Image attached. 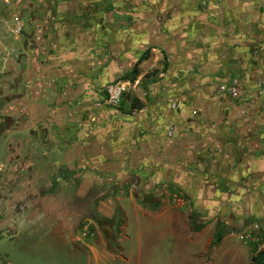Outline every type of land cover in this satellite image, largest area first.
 Instances as JSON below:
<instances>
[{
  "label": "crops",
  "instance_id": "0c3cea01",
  "mask_svg": "<svg viewBox=\"0 0 264 264\" xmlns=\"http://www.w3.org/2000/svg\"><path fill=\"white\" fill-rule=\"evenodd\" d=\"M36 1L28 7L29 17L25 19L29 27H34L33 31L29 32L26 24L25 32H14L15 35L3 32L0 38L2 49L8 54L4 68L9 70L6 64L10 63L11 56L20 63V55H24V63L29 64L18 68V74H12L14 78L9 77L17 80L15 84L18 82L12 92V99L18 102L17 105L15 101L10 102L8 109L22 111V117L29 121L23 126L27 133L34 129L40 137L54 132L60 135L54 141L41 140L47 148L55 147L58 152H54L56 155L45 153L44 157L53 163L57 174L63 166L68 169L71 179L77 181L76 196H94L96 191H110L107 187L112 185L117 189L120 184L125 192L128 189L147 192L148 181H157L168 174L166 168L159 172L151 166L157 165V159L162 160V166H168L164 159L176 152L184 158L183 162L188 155L196 162L208 160L206 174H216L217 180L246 182L248 191L256 182H264V86L260 85V78L264 77V0H152L154 16L159 15L161 19L169 12L177 17L172 14L169 18L167 13L164 21H159L149 15L143 19L145 27L130 25V32H61L65 25L53 22L54 29L49 32H35L40 24L37 26L34 22L38 17L42 19L32 12L40 6ZM41 2L59 12L56 7L59 0ZM72 3L77 4L75 0ZM53 19L57 22L63 16L53 15ZM59 26L62 30L58 32ZM11 34L19 40L17 44L11 43ZM107 35L112 37L108 41L115 49L109 66L105 58ZM189 35L190 38L199 36L196 46L187 44ZM91 36L94 40L97 38L98 47L93 56ZM146 50L148 56L138 64V71L142 73L150 59L160 52L168 62L167 67L163 66V71L166 70L162 83L164 86L171 83L174 87L159 89L151 84L149 91L153 96L149 107L138 100L140 107L133 108L130 104L127 111L93 108L95 86L99 88L129 74ZM32 53L35 55L28 57ZM43 53L45 60L38 61L41 58L38 54ZM232 87L237 90L234 94L230 91ZM174 100L179 112L167 109ZM42 113L49 118H44ZM51 115L57 125L50 123ZM63 115L65 120L60 119ZM43 118L45 123L40 124ZM165 121L173 126L165 125ZM143 165L148 166L142 170L144 176L138 172ZM186 172L189 174V170ZM138 174L142 176L137 177ZM217 191L222 194L221 189ZM119 196L125 195L116 197L109 193L108 197L113 199L106 198L99 212L113 215L114 210L106 206L109 202L116 203L125 214ZM127 197L135 208L139 206L135 199ZM82 206L80 202L76 210ZM41 208L40 231L53 223V231H61L68 240L73 211L65 212L62 207H55V211ZM258 218L264 234V215ZM248 220L258 221L255 216L243 218L238 227L245 226ZM38 234L41 239L42 233ZM81 244L88 254L105 246L96 231ZM224 244L226 240L221 242ZM226 249L230 252L229 264H241L240 253L235 248ZM90 258L88 264H91Z\"/></svg>",
  "mask_w": 264,
  "mask_h": 264
},
{
  "label": "rangeland",
  "instance_id": "374dc122",
  "mask_svg": "<svg viewBox=\"0 0 264 264\" xmlns=\"http://www.w3.org/2000/svg\"><path fill=\"white\" fill-rule=\"evenodd\" d=\"M38 1L39 7L35 9L30 7L32 12L42 18L39 19L38 17V20L34 22L37 26L40 24L35 32H49L50 29H54L52 22L54 24L65 25L63 27L64 30H62L61 26H59L60 29L56 27L58 32L60 30H62L61 32H130V25L139 28L145 27L144 20L149 15H152L154 19H159V21H164L167 13L169 18L172 14V16L177 17L174 13L169 12H166L161 19L159 15L154 16L155 12H151L152 7L154 8L152 0H75L77 2L75 5L72 3L73 0H59L60 4L56 5L59 12L56 11L54 6L50 5V8H47L41 0ZM32 2L33 0H11L12 4H8L5 7L2 4L5 3L4 0H0V17H2L0 19V38L4 34L3 32L12 31L17 22L14 19L15 17L20 16L21 19L19 20L23 19L24 21L22 20V22H26L25 19L29 17L27 15L28 7ZM147 11L150 13H146ZM53 15L63 16V19L56 22L53 19ZM136 20L138 22L135 24ZM26 24L30 28L29 32H32L34 27H29L28 23ZM23 32H25V29ZM93 38L91 36V42L89 41L92 47V56L96 55V50H98L97 38L95 40ZM108 38L111 39L112 37L107 35L105 57L107 66L113 60L112 57L115 50L112 44L110 46ZM10 39L11 43L17 44L19 42L12 34L10 35ZM199 39V36L190 38L189 35L186 41L187 44H195L196 46V42ZM129 42L132 44L131 41ZM94 46L95 49L93 48ZM2 51L3 49L0 44V71L3 72L0 75V96L5 95L9 99H12L14 96L12 92H15V89H17L18 82L15 84L17 80H10L9 77L14 78L12 74H18V68L23 69V67L29 64L24 63L26 61L24 55H20V59L22 60L20 63L16 61L14 56H11L12 62L10 61V63L6 64L9 67L8 70L4 68L5 56L4 54L2 55ZM34 55L32 53L28 57H33ZM38 55L41 57L40 60L37 58L38 61L45 60V53ZM2 56L4 57L2 58ZM165 65L166 67L168 66L167 58H163L159 52L150 59L149 64L143 70L144 72L140 73L138 71V76H136L138 80H134L133 82L123 81V76L121 79L109 82L99 88L95 86L96 99L92 100L91 105L96 109L113 108L127 111L131 102L135 103V100H141L144 107H149V99L151 100L153 96L149 91L151 84L154 83V86L159 89L161 87L171 90L174 87L171 83L165 84V86L164 82L162 83L164 71L166 70L163 71V66ZM260 80H264V77H261ZM117 83L123 84L122 86L124 87L120 103L117 105L106 103L107 86ZM20 86L18 85V87ZM155 87L153 88L154 90ZM170 92L172 93V91ZM172 104L175 105L174 108L170 107ZM169 105L167 106L168 110L180 111L175 100L174 102L171 101ZM8 113L12 116L11 118L22 116V111L18 113L15 110H9ZM41 115L44 118H49V116H45L46 114L43 115L42 113ZM44 118L42 119L43 122L38 123H45ZM51 118L50 123L57 125L52 115ZM60 119L65 120V116L63 115ZM25 120H27L25 117L22 118L21 123L27 126L29 121L26 122ZM61 124L63 126L65 124L64 121ZM164 124L169 127L173 126L169 121H165ZM169 131H172V129L170 128ZM45 135L42 134V138L40 137V139L48 142L57 139L54 137H60L56 132ZM13 136L12 138L15 140L27 135L25 129H23V132L14 134ZM174 144L172 146H175ZM52 148L53 152H57L55 147ZM47 152H50V149ZM178 153L171 154L168 158L164 159V161L169 163L168 166H162V160L160 159L156 160L157 165L151 166L158 168L159 172L160 169L166 168L165 171L168 174L165 176V172H163L165 177H160L158 180L156 179L157 181L155 179L151 182L148 181L147 185H150V188L146 189L147 192L142 191L139 193V191L135 192L129 189L125 192L120 188V184L116 187L117 189L113 188L112 186L114 185H112L107 187L110 191L103 189L100 193L96 191L94 196L90 194L87 197H78L74 194L77 181H73L69 175L68 182L59 186V188L63 186L62 191L58 190L52 196L42 198L40 204L42 207L46 204L49 205L53 211H55V207H62V210L65 209V212L73 211V219L71 220L73 224L71 227L74 235L75 230L79 228V223L82 221H89L93 224L94 230L100 234L105 246L96 248L93 254L92 252L88 254L89 251L84 248L87 259H89V256L91 257V264H229L231 258L228 256L230 252L226 249L228 247H231V249L235 248L240 253V257H243L240 262L241 264H253L252 258L259 251L264 253V234L258 218V216L263 217L264 215V188L261 190L259 188L264 187V182H256L252 186L253 191H248L245 188L246 184H248L246 182L241 180H217L215 179L216 174H206L205 169L208 168L206 166L208 160L200 159L196 162L188 155L185 158L186 162H183L184 158L182 156L179 157ZM194 164H197V167ZM129 166L126 167L127 170H131ZM146 167L148 166L143 165L142 169L137 171L144 176L145 173L142 170ZM195 169H198L199 172L195 173ZM187 170H189V174L186 172ZM140 174L137 177L142 176ZM178 178L180 179L178 180ZM107 183L110 184V181H107ZM151 185H153V188H151ZM217 188L222 190V192L220 191L222 194H218ZM242 189L245 191H242ZM260 191L263 192V195H259ZM109 193H113L116 197L119 194L125 195L124 197L119 196L125 214L121 212L116 203L109 204V202L106 203V206L108 207L107 209L114 210L113 215L108 216L109 212L105 213L106 215L99 212V206L105 203L106 198L113 199V197H108ZM127 196L135 199L139 206L136 205L137 207L135 208ZM80 202L87 207L82 206L77 211L78 207L76 208V205ZM191 211L198 216L195 222L203 224V228L197 231L190 227L189 214ZM223 214L226 215L223 217ZM229 216L232 217V220L228 219ZM251 216H255V219L258 221L248 220L245 226L238 227L243 218H250ZM21 226L24 225L22 224ZM217 228L223 231V237L218 244H213L214 231ZM10 229L13 231V228ZM39 230L36 232L32 230L27 235L28 237L13 235L15 237L13 242L20 243L22 249L30 252L31 247L34 246L39 237L38 233H42ZM74 240L82 245L75 237ZM224 240H226V244L221 245V242ZM0 264H6V262L0 260Z\"/></svg>",
  "mask_w": 264,
  "mask_h": 264
},
{
  "label": "flooded vegetation",
  "instance_id": "af4514ba",
  "mask_svg": "<svg viewBox=\"0 0 264 264\" xmlns=\"http://www.w3.org/2000/svg\"><path fill=\"white\" fill-rule=\"evenodd\" d=\"M4 2L2 4L5 7L12 4L11 0ZM14 19L17 22L11 32L15 35L14 32H23L26 22L23 23V19L19 20L20 16ZM3 54L7 58L8 54L5 50L2 51ZM2 74L3 72L0 71V75ZM11 101H15L17 105V99L11 100L8 96H0V240L15 245L18 243L13 242L15 235L28 237L32 230L38 231L42 198L50 197L58 190L62 191L63 186L60 188L59 186L68 182L69 172L63 166L61 172L57 174L53 163L45 159V153L56 154L53 148L44 145L36 130H28L27 136H22L21 139L12 138L14 134L23 132L24 124L21 123L22 116L11 118L8 113V105ZM48 149L50 152H47ZM83 222L79 223L74 237ZM22 224L24 226L20 227ZM10 228H13V231ZM19 249L23 250L21 246ZM0 260L11 264L1 256Z\"/></svg>",
  "mask_w": 264,
  "mask_h": 264
},
{
  "label": "water",
  "instance_id": "95a60500",
  "mask_svg": "<svg viewBox=\"0 0 264 264\" xmlns=\"http://www.w3.org/2000/svg\"><path fill=\"white\" fill-rule=\"evenodd\" d=\"M45 208L50 206L46 204ZM52 227L53 223L42 229V238L37 239L30 252L20 250V243L0 240V256L11 264H88L84 247L74 240V231L70 229L69 239L65 240L61 231H53Z\"/></svg>",
  "mask_w": 264,
  "mask_h": 264
},
{
  "label": "built area",
  "instance_id": "2783aa9c",
  "mask_svg": "<svg viewBox=\"0 0 264 264\" xmlns=\"http://www.w3.org/2000/svg\"><path fill=\"white\" fill-rule=\"evenodd\" d=\"M18 27V26H17ZM261 86H264V80L261 81ZM221 89H224V87H221ZM124 87H122L121 84H113L110 86H107L106 88V103L117 105L121 101V96L123 94ZM231 93H235L236 87H232L230 89ZM94 226L91 222H83L80 226L78 234L75 236V239L82 243L85 240H88L89 238H92L95 234Z\"/></svg>",
  "mask_w": 264,
  "mask_h": 264
},
{
  "label": "trees",
  "instance_id": "16d2710c",
  "mask_svg": "<svg viewBox=\"0 0 264 264\" xmlns=\"http://www.w3.org/2000/svg\"><path fill=\"white\" fill-rule=\"evenodd\" d=\"M148 56V50H146L141 56L140 58L136 61L134 67L132 68V70L129 72V74L125 75L124 78H123V81H128V82H133L135 79H136V76L138 75V64L143 61L144 59H146ZM136 102L135 103H132L131 102V107H140V104L138 102V100H135ZM195 219H196V215L194 213H191V215L189 216V222H190V227L197 231L199 229H201L203 227V224H197L195 222ZM223 237V231L220 230V229H216L214 231V237H213V241L212 243L213 244H218L221 239ZM263 241H264V236H263ZM263 259H264V253L262 251H259L257 253V255L255 257L252 258V262L253 264H264L263 263Z\"/></svg>",
  "mask_w": 264,
  "mask_h": 264
},
{
  "label": "bare ground",
  "instance_id": "6f19581e",
  "mask_svg": "<svg viewBox=\"0 0 264 264\" xmlns=\"http://www.w3.org/2000/svg\"><path fill=\"white\" fill-rule=\"evenodd\" d=\"M123 87V86H122ZM237 258V257H236ZM235 262V261H234Z\"/></svg>",
  "mask_w": 264,
  "mask_h": 264
}]
</instances>
